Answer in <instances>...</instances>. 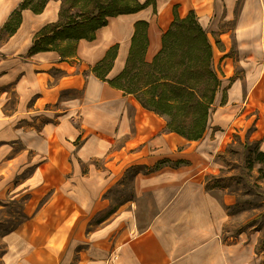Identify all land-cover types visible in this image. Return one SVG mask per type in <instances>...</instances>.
I'll return each mask as SVG.
<instances>
[{
	"label": "crops",
	"instance_id": "obj_1",
	"mask_svg": "<svg viewBox=\"0 0 264 264\" xmlns=\"http://www.w3.org/2000/svg\"><path fill=\"white\" fill-rule=\"evenodd\" d=\"M21 1L0 0V32L7 31L0 38V174L7 180L33 168L21 185L43 179L48 189L33 194L50 196L39 209L26 204L25 220L0 232V264H255L253 237L236 233L225 203L206 186L227 138L207 128L189 140L93 71L115 44L109 77L121 71L140 19L149 20L152 60L173 9L185 16L193 0H154L111 16L68 57L29 51L43 26L59 20L62 1L49 0L41 12L23 9L10 34L5 25ZM18 142L23 148L15 153ZM137 165L146 170L133 175V199L88 230L94 215L111 206L105 192Z\"/></svg>",
	"mask_w": 264,
	"mask_h": 264
},
{
	"label": "rangeland",
	"instance_id": "obj_2",
	"mask_svg": "<svg viewBox=\"0 0 264 264\" xmlns=\"http://www.w3.org/2000/svg\"><path fill=\"white\" fill-rule=\"evenodd\" d=\"M61 1V20L65 21L71 14L79 13L85 7L111 0ZM243 2L244 0H193L192 3L199 22L213 44L212 67L221 79L206 131L211 136L218 132L219 140L227 138V143L215 154L216 164L207 172L206 186L225 203L236 233L245 231L248 236L253 237L258 258L255 264H264V178L260 177L259 163L253 168L248 167V157L256 143L264 151V48L255 53L242 43L239 36V17ZM176 10L181 16L178 6ZM175 15L174 8L169 26ZM6 35V30L0 32V38H5ZM52 98L53 95L51 102ZM217 111L221 112L220 118L215 115ZM169 123L175 129V123ZM224 131L227 133L223 134ZM16 144L15 153H20L23 145L21 142ZM2 152L5 153V150L0 155ZM205 154H208L206 150ZM7 169L8 167H4L2 172ZM26 169L22 174H16L14 178L7 180L0 174V232L14 228L25 220L28 216L25 212L26 204H33L28 205L30 211L33 208L39 209L50 196L39 192V196L33 194L34 190L48 189L43 186V179H33V184L29 187L21 185L22 180L33 170L30 167ZM12 170L15 171L16 167ZM138 170L146 168L138 165L130 167L125 177L105 192V196L112 199L111 206L94 215L88 230L98 229L102 219L114 216L123 202L133 199V175ZM24 187L26 190H23ZM8 199L10 201L6 202Z\"/></svg>",
	"mask_w": 264,
	"mask_h": 264
},
{
	"label": "trees",
	"instance_id": "obj_3",
	"mask_svg": "<svg viewBox=\"0 0 264 264\" xmlns=\"http://www.w3.org/2000/svg\"><path fill=\"white\" fill-rule=\"evenodd\" d=\"M49 0H22L5 27L14 33L21 22L22 10L31 8L41 12ZM154 0H111L85 7L43 26L30 47V53L57 50L63 57L72 56L80 39H94L97 29L106 25L111 16L139 11ZM176 15L162 35V45L152 60L146 57L149 46V22H135V31L125 66L109 77L118 45L111 46L105 56L93 66L102 80L135 94L142 105L174 122L175 131L189 140H198L208 128V120L221 86V79L212 67L213 44L191 9L186 16ZM226 96V95H225ZM248 167L259 163L260 177L264 178V151L259 143L248 157ZM162 163V162H161ZM158 163L157 166H160Z\"/></svg>",
	"mask_w": 264,
	"mask_h": 264
},
{
	"label": "bare ground",
	"instance_id": "obj_4",
	"mask_svg": "<svg viewBox=\"0 0 264 264\" xmlns=\"http://www.w3.org/2000/svg\"><path fill=\"white\" fill-rule=\"evenodd\" d=\"M239 36L255 53L264 48V0H244L239 17ZM221 117V112H216Z\"/></svg>",
	"mask_w": 264,
	"mask_h": 264
}]
</instances>
